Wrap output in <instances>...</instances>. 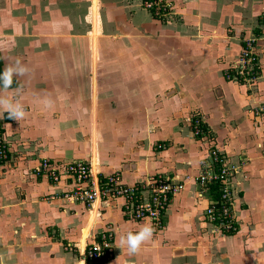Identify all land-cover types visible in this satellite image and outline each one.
<instances>
[{
  "label": "crops",
  "instance_id": "1",
  "mask_svg": "<svg viewBox=\"0 0 264 264\" xmlns=\"http://www.w3.org/2000/svg\"><path fill=\"white\" fill-rule=\"evenodd\" d=\"M142 1H97L99 21L116 27L121 23L120 27L126 28L124 37L131 42L126 52L120 54L117 50L105 48L101 57L106 59L104 62L110 70L123 73L122 80L127 78L130 80L128 83L138 86L136 98H144L140 100L144 117L142 113L138 124H148L146 119L149 118L156 129H151L150 134L138 133V140L130 138V134L125 140L119 139L116 133L106 139L100 138L98 133L95 134L98 138L92 134L83 149L79 134L73 133L68 139L67 125H74L75 130L77 127L72 120L70 122L73 123L67 122L76 116L66 115L71 110L77 112L81 103L79 91L74 88L73 95L66 87L81 85L76 72V55H81L83 50L82 34L73 37L74 65L63 68L59 64L57 73H60L54 78L52 75L56 72H52V62L46 58L49 54L38 46L47 45L49 49L53 42L57 48L55 54L61 58L64 53L66 60L65 43L69 39L66 33H58L55 36L59 38L57 40L40 43L36 39L50 37L44 31L38 35L34 27L30 30L35 21L39 24L34 20V9L40 0L23 2V5L34 7L27 9L26 16L22 14L24 6L20 5V0H0V71L17 58L22 63H30L29 73L14 77L12 90L5 93L12 95L14 90L20 89L16 98L23 103L26 117L18 122L8 119L4 113V118L0 119L10 142L11 154L6 166H0V256L4 257L3 264H86L83 256L67 252L64 248L84 246L107 222L114 227V255L104 264L224 263V250H221L224 256L207 254L210 247L226 249L228 246L225 243L210 245L208 235L203 231L204 223L200 220L209 200L206 194L198 197L200 187L192 178L198 173L201 159L208 153L206 143L194 138L187 127L196 111L201 112L212 131L217 149L239 166L234 184L239 195L236 214L242 230H247L253 220L264 222L262 208L258 207L259 203H264L261 199L264 198V167L260 158L264 156V133L250 112L253 106L264 104V0H170L174 2V25H162L156 21L142 7ZM74 6L81 7L82 2ZM74 14L75 20H82V10H75ZM25 22L31 23L27 26L29 30L19 31ZM131 26L139 31L131 30ZM45 28L43 26L42 30L48 32ZM105 33L113 38L118 36L110 31ZM250 36L259 38L257 46L262 63L260 77L252 89L227 82L224 77L227 65L239 56L242 40ZM113 38H103V46L117 45ZM90 39L95 42V47L91 43L90 55H93V50L99 55L97 36L92 34ZM98 66L94 57L90 66L91 85L95 89L93 112ZM39 76H46V79L38 81ZM43 87H51L54 99ZM159 87H162L161 93ZM166 87H174V95L173 92L166 94ZM164 93L165 98H174V105L167 107L171 117L165 118L163 109L149 116L145 98H163ZM92 121L100 127L94 114ZM148 122L150 124V120ZM167 135H174V143L171 138H166L169 137ZM155 140L168 142L160 143L165 147L157 149L153 144ZM43 158L62 164L85 159L94 173L108 174L121 170L130 183L157 172L188 183L172 198L164 217L165 227L154 231L151 241L142 245L138 254L129 255L126 249L117 247L118 239L129 231H137L145 221L125 219L120 200L97 202L94 207L87 208L81 203L63 199L64 191L70 186L68 181L53 185L33 173ZM258 225L256 222L252 229L255 231ZM248 244L255 251L262 246L264 249V241L250 242L239 237L230 245L237 249ZM234 256L233 262L237 264H264V256L243 257L241 253Z\"/></svg>",
  "mask_w": 264,
  "mask_h": 264
},
{
  "label": "rangeland",
  "instance_id": "2",
  "mask_svg": "<svg viewBox=\"0 0 264 264\" xmlns=\"http://www.w3.org/2000/svg\"><path fill=\"white\" fill-rule=\"evenodd\" d=\"M80 1L82 2L81 7L74 6V4H80L81 3ZM80 1H78V0H43L42 1V0H40L39 6L37 8H35L36 10L34 9V12L36 14V17L34 18V20L39 21V24L36 21H35L36 24H31V23L25 22V23L21 24L22 26L19 25L21 27V28H19V31L26 32V30H29V29H27V26H29V24H31L30 30H32L34 27V29L38 35L39 34L42 35L43 31L45 34L48 33L50 35L49 38L40 37V36L36 37V38L40 37L39 39H36V40H39L40 43L44 42V41L46 42L47 40H49L50 42L53 41L54 39L57 40L59 38L55 37V36H58L57 35L58 33L64 32L63 35H65V33H66V37H68L70 39V40L68 39V41L65 43L67 46V49H66L67 59L66 60H64V53H62L61 58L57 54H55L57 48L53 42L50 44L49 49H48L47 45L38 46L42 51L43 50L45 51V54H47V53L49 54V56H46V58L48 57L52 62L51 69L52 68L56 69V71H54L52 69L53 73L56 72L54 75H52L54 78H57L59 73H60V72L57 73V70L59 69V64L63 68L64 67H70V66H68L69 64L74 65L75 55L73 53V50H74L75 42H74L73 37H75V34H78V35L82 34V37H83L82 49L83 50H82L81 55H78V54L76 55V59H77L76 60L77 61V64H76L77 71L76 72L79 73L78 81L81 83V85H80L81 87L78 85H77V87L72 86L71 87L72 89L69 86L66 87L68 93H72L73 95H74L73 89L76 88L79 91L78 98H80V101H81V103H79V105H78V111L77 112H75L74 110H71L69 113L66 114V115L72 114V115L76 116L75 117L76 119H74V118L67 119V122H70L72 120L74 122V124L76 123L75 126L77 127V130H75L74 125H70L71 127H73L72 129H70V126L67 125V135H68L67 137H68V139H71V136L69 137V135H71L73 133L79 134V136H78L79 139H81L82 143H84L83 149L86 148L85 144L87 143V141H89L92 138V136H91L92 134L94 135V137L98 138V136H95V134H97V133L100 136V138L103 137L104 139H106L107 137H112L116 133L117 137L119 139H121V138L123 140L128 139L129 138L128 134H130V138H135V140H138V133L143 134V132H145L144 134H150V132L153 131L154 127H155V125L153 123H151V119H149V118L146 119L148 124H144V125L138 124V119H139L140 115H142V113H143V117H144V112H143L144 109L143 110L140 109V100L144 99V98H136V94L139 92L138 86L135 85V83H134L135 86L128 83L130 80L129 79L127 80V78H126V80H122L123 79V75H122L123 73L110 70V67H108L107 64L104 62L106 59H103L101 57V53L104 52L105 48H110V50H112V51L117 50V51H119L118 53H120V54H122L123 52H126L125 49L128 48V46H129L128 44L131 43L130 41H128L129 39L125 38L123 35L126 28H122L123 26L120 27L121 23H119L120 24L119 27H116L113 24L111 25V24L104 22V21L100 22L99 17H98V9L100 10V8H98V3H97L98 0H92L91 4H90V2H91L90 0H80ZM165 1L170 4L169 5L170 11L173 12L172 18H169L170 19L169 22H166L164 20H159V21L162 25H165V24L166 25H168V24L174 25V2H172L170 0H165ZM23 2L28 3V2H30V0H27V1L26 0H20V5H23ZM27 3H24V4H27ZM23 6L24 7L22 8V11H23L22 14L25 16L28 14L27 9H31V8L33 9L34 8V7H32V5H30V7H28V5H23ZM35 6H37V5H35ZM75 10H80V11L82 10V12H83L82 20H81V18L75 20V14H74ZM90 16H91V19H90ZM154 19L156 21L158 20L156 18H154ZM43 26H46V28H48V29L45 28L46 30H48V32H46L45 30H42ZM153 29H155V27ZM75 30H76V32H75ZM131 30H135V27L131 26ZM136 30L139 31L137 28H136ZM106 31H110L112 33L114 32L115 34H118V36L116 38H113L112 35L108 36L107 33H105ZM115 31H117V32H115ZM135 31H133V32L135 33ZM92 34H95V36H97V40H96L97 41V51L100 52L99 55H97L96 50L95 51L93 50L91 53L93 55H90V50L92 48L91 43H93V46L95 47V42H93V40L90 39ZM52 36H54L55 38ZM106 36L113 38L114 39L113 41L118 43V44L117 45L115 44L114 47L103 46L104 44H103L102 39L106 38ZM23 37L25 39L26 36H23ZM23 37H20V40H23ZM20 42H22V41H20ZM63 46H64V44H62V47ZM69 48H71V49H69ZM27 56H29V55H27ZM71 57H72V59H70ZM94 57L97 59V62L99 63V66H98L97 72H96V74H97L96 80L98 83L97 84L98 87L96 88L97 93H96V100H95V107H94L95 112H93V98H94V94H95V92H94L95 89L91 85L92 80H90V77L92 76V71L90 70V66L92 65V59H94ZM116 61L117 60L115 59V62ZM23 63L25 65H27L28 67H30L29 66L30 63H26L25 61H23ZM72 71L74 73V70H72ZM44 78L46 79V76H44V77L39 76L38 81L45 80ZM69 81H70V79L68 77V82ZM39 86H42V85L40 84ZM54 87L55 86L53 85V89H54ZM44 88L45 87H43V89ZM45 89L49 90V93H48L49 97L51 99H54L53 98L54 97V91L51 92V87H47ZM142 89H144V88H142ZM158 89H159V93H161L162 87L161 88L159 87ZM165 90H167V92H165L166 94L167 93L171 94L173 92L172 95H174V91H173L174 87H166ZM151 91H153V89ZM133 92H135L134 95H133ZM159 93H157V94H159ZM165 93L163 95V98H161L160 95H159L160 98H145L146 99V112H148V110H149V113H150L149 116H153L154 114L157 113L156 111L163 109V111L165 113L164 114L165 118L168 119V117H171L170 114L167 113V111H169V109H167V107L171 106L170 104L174 105V98H165L166 97ZM52 102H54V101H52ZM169 102H171V103H169ZM61 114H63V112ZM93 114L95 115L96 121L100 122L99 123L100 127H98L95 123H93L94 122V121H92ZM148 120H150V124H149ZM60 121L59 122L62 123V120H60ZM73 122H70V123H73ZM152 122H153V120H152ZM189 124H190V121H189ZM189 124L187 127L191 131V124L190 125ZM205 126H208L207 122H205ZM151 129H153V130H151ZM155 129H156V127H155ZM163 130L165 131V129H163ZM189 130H188V133H189ZM208 130H210V128ZM192 135H193V133H192ZM167 136H169V135H167ZM208 137H212L213 139L215 138L212 131H210V133L208 131ZM166 138H171L172 143H174V135L166 137ZM194 138H195V136H194ZM196 138H198V137H196ZM198 139L200 141H202L200 138H198ZM160 141L155 140L153 143L157 149H159L158 144L163 143V142L164 143L168 142L167 140L163 141V142H160ZM215 141H213L214 144H216ZM118 142H122V141L118 140ZM206 145H207L206 148H208L207 143H206ZM208 150L209 149H207V151ZM260 158L263 160L262 166L264 167V156L260 157ZM10 159H11V154H10ZM77 160L86 161L85 159H77ZM73 161H75V160H73ZM86 162H88V161H86ZM0 166L1 167L6 166V163H1ZM198 171H200V168ZM112 172H114V171H112ZM186 180H188V179L186 178ZM193 180H194V178H193ZM186 183H188V181H186ZM207 191H209V190H207ZM206 196L208 197V200L211 199L207 194H206ZM238 197H239V195H236L237 200H239ZM236 199H235V201H233V206H232L233 216L235 217L236 224L238 225V229L236 232L230 233V234H228V232L225 233L222 229L219 228L218 225L210 223L206 217L205 209L203 211L204 214H202V216L200 218L201 222L204 223V225H203L204 230L203 231L205 234L208 235L209 241L211 242L210 245H212V244L218 245V243H225L228 246V247H226V249H222V248L220 249V248H218V246L217 247H210L211 248L210 252L207 253L209 255H212V253L220 254L222 256L226 255V259H225L224 263H221V264H225V262H226V264H237V263H235V261L233 262V258L235 257L234 256L235 254H239V253H241L243 255V257H246L247 255H249V256L260 255V257L264 256L263 246L261 249L255 251L254 250L255 248L249 244L246 247H244V246L238 247L237 249L235 247L233 248V246L230 245L233 240L237 239V237L244 239V240H250V242H253V241L263 242L264 241V222H262V220H260L261 222L253 220L250 222L251 227L248 225L249 227L247 228V230H244V229L242 230V227L240 226V221L238 220V215L236 214V212L238 210V204H237ZM261 199H262V201H264L263 200L264 198H261ZM196 201L198 202V199ZM258 205H259L258 207L262 208L260 210L264 214V203L261 202ZM256 222L259 224L258 228H257L258 230L256 229L254 231L252 228ZM164 224L160 230H162L165 227ZM196 244L200 245V243H196ZM83 247L84 246H82L80 248H78V247L75 248V247L67 246L64 249L67 250V252L71 251L75 254L77 253L78 255H81L79 250L80 249L83 250ZM69 248H71V250H69ZM221 250H224V255H223V253H221ZM242 264H247V263L245 262Z\"/></svg>",
  "mask_w": 264,
  "mask_h": 264
},
{
  "label": "built area",
  "instance_id": "3",
  "mask_svg": "<svg viewBox=\"0 0 264 264\" xmlns=\"http://www.w3.org/2000/svg\"><path fill=\"white\" fill-rule=\"evenodd\" d=\"M170 4L165 0H143L142 7L158 20L169 22L173 12ZM259 38L250 36L242 41L239 56L230 62L224 70L227 82L246 86L252 89L262 71V63L258 54ZM255 121L263 127L264 133V104H257L250 110ZM191 131L195 137L208 144L207 156L201 159L200 171L192 177L199 185L198 197L207 194L209 184H219V198L209 199L205 208L206 217L212 224H216L225 233H234L238 229L233 216V201L237 190L234 184V175L239 169L228 157L220 152L214 139L208 137V126L200 111L191 116ZM164 148L165 144H158ZM264 153V145L262 147ZM10 160V142L3 126L0 123V164ZM38 177H43L51 184L56 185L62 181L70 183L64 191L62 198L69 202H78L87 208H92L98 202L109 203L120 200V207L125 219L132 221H146L151 218L155 231L160 230L164 224V217L172 198L182 191L186 181H175L174 177L163 172L146 174L132 183L127 182L121 170L108 174L94 173L89 162L75 160L66 164L52 162L50 159H41L38 166L33 169ZM114 227L107 222L100 231L96 232L92 240L86 243L83 250H79L86 264H104L114 255Z\"/></svg>",
  "mask_w": 264,
  "mask_h": 264
},
{
  "label": "clouds",
  "instance_id": "4",
  "mask_svg": "<svg viewBox=\"0 0 264 264\" xmlns=\"http://www.w3.org/2000/svg\"><path fill=\"white\" fill-rule=\"evenodd\" d=\"M28 73V66L22 63L19 58L12 64H6L4 69L0 71V119L4 118V113H7L8 119L18 122L26 117L23 103L16 98L20 93V89L14 90L12 95H5V93L12 90L14 77H23ZM154 231L151 218H146L145 223L137 231H129L120 235L117 247L126 249L129 255L138 254L142 245L151 241ZM3 259L4 257L0 256V264H3Z\"/></svg>",
  "mask_w": 264,
  "mask_h": 264
},
{
  "label": "trees",
  "instance_id": "5",
  "mask_svg": "<svg viewBox=\"0 0 264 264\" xmlns=\"http://www.w3.org/2000/svg\"><path fill=\"white\" fill-rule=\"evenodd\" d=\"M206 127V126H205ZM207 195L212 199V200H217L219 198V184L217 182L211 183L209 185Z\"/></svg>",
  "mask_w": 264,
  "mask_h": 264
}]
</instances>
